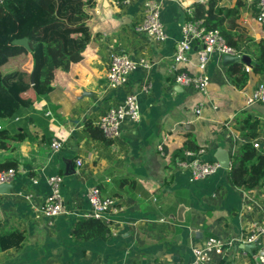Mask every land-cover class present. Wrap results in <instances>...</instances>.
Listing matches in <instances>:
<instances>
[{"label":"crops","instance_id":"obj_1","mask_svg":"<svg viewBox=\"0 0 264 264\" xmlns=\"http://www.w3.org/2000/svg\"><path fill=\"white\" fill-rule=\"evenodd\" d=\"M144 1L95 0L86 10L91 39L82 59L67 71L56 70L53 91L38 97L29 112L36 119L27 127L33 137L12 142L11 150H0V162L18 163L12 189L0 194V230L17 228L24 233L22 248L0 252V264L189 262L190 246L208 236L233 240L231 257L224 264H254L234 240L254 224L264 223V181L246 191L232 186L227 170L220 168L207 179L191 182L189 172L176 171L174 162L187 149L189 136L199 150L206 151L205 160L213 161V153L221 147L228 151L231 164L238 148L248 142L232 128L243 112L259 121L258 135L249 142L256 140L261 148L257 152H264V104H247L264 76L252 77L244 89H235L226 76L223 57L213 56L208 66L209 99L180 89L167 69L181 38L184 9L208 0H163L160 21L167 39L161 44L134 31L143 17ZM237 1L220 0L219 6L232 8ZM240 1L241 31L258 42L263 36L254 19L256 2ZM247 46L239 47L256 62ZM112 52L145 58L151 67L135 70L126 86L111 89L106 72ZM196 63L193 55L185 69L196 73ZM128 94L137 97L140 123L124 128L110 145L93 140L84 129L85 122L97 126L101 116ZM203 102L196 115L195 106ZM1 123L3 128L9 126ZM52 139L61 142L60 151H50ZM160 145L164 156L158 151ZM76 160H81V167L75 165ZM50 175L63 178L65 205V213L51 225L40 214ZM31 178L37 179L36 185ZM92 187H98L103 197L114 198L122 211L103 216L110 228L107 238L76 241L71 237L72 227L89 213L85 195ZM18 191L31 193L33 199L27 202L16 197Z\"/></svg>","mask_w":264,"mask_h":264},{"label":"trees","instance_id":"obj_2","mask_svg":"<svg viewBox=\"0 0 264 264\" xmlns=\"http://www.w3.org/2000/svg\"><path fill=\"white\" fill-rule=\"evenodd\" d=\"M219 2H194L192 19L203 20L208 29L218 30L229 46L238 48L246 43L255 52L259 67L250 72L238 63L227 66L226 76L231 85L242 90L252 77L264 76V38L256 42L241 31L240 0L232 8L221 7ZM94 4L95 0H6L0 6V67L16 69L0 70V124L19 120L6 128L0 126V150H11L12 142L31 140L27 127L36 119L29 112L38 97L53 91L54 72L67 71L71 64L82 59L91 39L86 10ZM18 38L28 39L30 53L11 45ZM232 128L248 142L232 156L227 178L232 186L249 191L264 181V152H257L249 142L258 135L259 121L243 112L235 118ZM84 129L93 140L110 145L111 140L104 137L98 126L85 122ZM185 147L195 152L200 149L189 136ZM17 167L14 160L0 162V171ZM109 235V226L92 217L78 219L71 231L76 241L104 239ZM23 241L20 229L0 230V252L20 250Z\"/></svg>","mask_w":264,"mask_h":264},{"label":"built area","instance_id":"obj_3","mask_svg":"<svg viewBox=\"0 0 264 264\" xmlns=\"http://www.w3.org/2000/svg\"><path fill=\"white\" fill-rule=\"evenodd\" d=\"M128 3L129 0H123ZM163 0H145L143 3V17L141 22L134 27L135 33L143 35L158 44L167 39L163 24L160 21V12ZM6 0H0V6ZM256 11L254 19L261 29L264 38V0H255ZM184 21L180 25L181 38L175 45V51L168 66V73L172 74L173 82L180 89L193 90L203 99H209L208 87L211 82V75L208 72L209 62L213 56L240 57L245 54L243 48L229 46L218 30H210L203 20L192 19L193 9H184ZM191 18V19H190ZM196 55L197 71L190 73L185 66L191 62V57ZM151 64L145 58H137L121 52H112L109 55L106 82L111 89H118L126 86L129 75L137 69L149 70ZM245 70L250 71L245 67ZM143 87L141 92H146ZM264 104V82L257 85L251 97L247 98V104ZM204 102L199 103L194 108V113L199 115ZM214 107V106H213ZM216 109V107H214ZM141 114L137 97L135 94H128L116 106L108 109L97 123L104 137L114 141L118 139L124 128H134L140 123ZM14 121H17L15 119ZM8 122V124L13 123ZM1 129V127H0ZM254 149L260 150V144L252 141ZM62 144L57 139H52L49 145L51 152H58ZM161 156H164L163 146H158ZM205 150L191 151L185 149L175 162L176 171H188L189 180L202 181L213 176L219 169V164L213 160L204 159ZM75 165L81 167V160H76ZM17 175L14 169L0 171V185L11 184ZM48 194L40 205V214L51 225L53 219L65 213V205L62 199L61 189L63 178L60 175H50L46 177ZM36 178H31L33 185L37 184ZM16 197L27 202L33 199L31 193L18 191ZM90 211L85 216L103 220L107 214H118L122 208L116 203L114 198L103 197L98 187H92L85 195ZM107 221V220H105ZM107 224V223H105ZM236 245L241 247V252L246 258H250L254 264H264V223L254 224L246 232L241 233L239 238L234 240ZM233 240L230 242L216 237L208 236L202 241L190 246L192 259L189 262H177L174 264H224L231 257ZM243 245H254L251 254L242 249Z\"/></svg>","mask_w":264,"mask_h":264},{"label":"water","instance_id":"obj_4","mask_svg":"<svg viewBox=\"0 0 264 264\" xmlns=\"http://www.w3.org/2000/svg\"><path fill=\"white\" fill-rule=\"evenodd\" d=\"M11 45L13 47H20L25 48L29 53L31 52L30 45L27 38H18L14 39L11 42ZM223 61L225 66H229L233 63H238L240 65H243L250 70H252L255 67H259V64L251 59V57L247 54H243L240 57H232V56H224ZM214 160L219 164L220 168L229 170L230 168V156L228 154V151L218 147L215 152L213 153ZM12 184H4L0 185V194H8L9 191L12 189ZM242 249L251 254L252 250L254 249V245H243Z\"/></svg>","mask_w":264,"mask_h":264},{"label":"rangeland","instance_id":"obj_5","mask_svg":"<svg viewBox=\"0 0 264 264\" xmlns=\"http://www.w3.org/2000/svg\"><path fill=\"white\" fill-rule=\"evenodd\" d=\"M249 49H251V48H249ZM255 53V52H254ZM241 263V262H240ZM245 263V262H244Z\"/></svg>","mask_w":264,"mask_h":264}]
</instances>
